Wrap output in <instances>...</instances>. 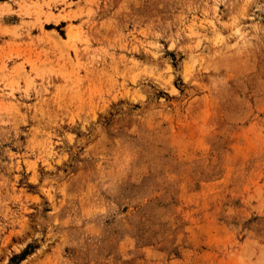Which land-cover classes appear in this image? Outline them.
Masks as SVG:
<instances>
[{
    "label": "rangeland",
    "instance_id": "rangeland-1",
    "mask_svg": "<svg viewBox=\"0 0 264 264\" xmlns=\"http://www.w3.org/2000/svg\"><path fill=\"white\" fill-rule=\"evenodd\" d=\"M0 264H264V0H0Z\"/></svg>",
    "mask_w": 264,
    "mask_h": 264
},
{
    "label": "crops",
    "instance_id": "crops-1",
    "mask_svg": "<svg viewBox=\"0 0 264 264\" xmlns=\"http://www.w3.org/2000/svg\"><path fill=\"white\" fill-rule=\"evenodd\" d=\"M4 19L10 24H14L15 22H18L17 20L8 21V19H6L5 17ZM4 19H3V22H6Z\"/></svg>",
    "mask_w": 264,
    "mask_h": 264
}]
</instances>
